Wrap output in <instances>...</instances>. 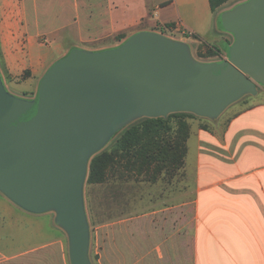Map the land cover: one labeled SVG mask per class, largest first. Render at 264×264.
Here are the masks:
<instances>
[{
	"label": "water",
	"instance_id": "water-1",
	"mask_svg": "<svg viewBox=\"0 0 264 264\" xmlns=\"http://www.w3.org/2000/svg\"><path fill=\"white\" fill-rule=\"evenodd\" d=\"M219 21L234 35L219 62H198L185 42L142 30L115 47L71 48L33 99L10 93L0 72V191L31 212L56 213L71 264H92L83 184L90 158L119 128L171 112L216 117L264 85V0Z\"/></svg>",
	"mask_w": 264,
	"mask_h": 264
},
{
	"label": "crops",
	"instance_id": "crops-1",
	"mask_svg": "<svg viewBox=\"0 0 264 264\" xmlns=\"http://www.w3.org/2000/svg\"><path fill=\"white\" fill-rule=\"evenodd\" d=\"M93 5L87 0V10ZM102 16L106 31L129 36L172 22L188 37L213 42L208 45L223 58L234 41L209 0H104ZM141 22L146 27L138 28ZM30 23L25 0H0V72L13 79L29 69L36 91L51 57L43 55L46 48ZM186 146L183 171L193 173V198L183 194L181 203L143 214L149 222L136 225L133 238L121 233L118 254L102 261L264 264V101L238 109L220 132L191 130ZM53 212H31L0 191V264H31V256L41 252L46 257L54 252V264H63V229ZM117 227L120 232L124 225Z\"/></svg>",
	"mask_w": 264,
	"mask_h": 264
},
{
	"label": "rangeland",
	"instance_id": "rangeland-1",
	"mask_svg": "<svg viewBox=\"0 0 264 264\" xmlns=\"http://www.w3.org/2000/svg\"><path fill=\"white\" fill-rule=\"evenodd\" d=\"M248 1L250 0H229L214 13L219 18L221 14L234 10ZM25 2L31 16V27L38 33L37 40L46 48L45 53L47 54L43 55L51 57L46 65L47 68L67 54L72 46L89 51L101 50L120 45L130 34L128 31L115 34L104 29L102 16L104 0H94L95 5L89 10H87V0H25ZM77 4H79L78 7ZM77 8L80 9L79 21H74L73 18H77L78 14ZM167 24H171L172 28L170 29L166 24L154 25L150 28L153 29V32L167 38L182 42L186 40L185 43L188 45L192 57L198 62H219L225 59L215 51V47L208 45H212L213 42L207 41L208 44L200 42L182 34L177 28L175 29L174 23ZM141 27H146L143 22L138 25V28ZM220 27L226 30L221 23ZM231 34L234 38L233 33ZM123 36L124 38L120 39ZM213 51L215 54L211 55L210 53ZM40 54L42 55V51ZM0 66L2 67V63ZM29 74V69L23 75L13 79H9L4 74L6 75L4 81L7 82L13 93L21 95L19 97L33 99L37 92V90H33L36 79H27ZM259 101H264V85L257 86L255 95L245 93L227 105L216 117H206L191 112L194 117L186 118L189 124V135L190 131L197 127L220 132L230 116L238 109ZM173 126L175 127V123ZM167 170V168L163 169L158 179L151 182L147 181L143 175H136L121 166L114 165L109 168L102 183L89 184L85 179L83 199L89 224V258L92 264H108L102 260L105 257H114L118 254L120 234L122 233L127 238H133L136 225L140 228L142 224L149 222L141 217L143 214H150L152 210L181 203L184 201L183 194H188L190 199L193 198V173H184L183 167L174 172L165 173ZM188 182H190V188L185 187V191H183V183ZM164 217L168 218L167 215ZM179 217L181 218V216ZM117 224L124 225L120 232ZM62 246L63 264H71L68 234L64 229ZM54 256V252L49 257L44 256L43 252L34 254L31 256V264H44V259H46L45 264H54Z\"/></svg>",
	"mask_w": 264,
	"mask_h": 264
},
{
	"label": "trees",
	"instance_id": "trees-1",
	"mask_svg": "<svg viewBox=\"0 0 264 264\" xmlns=\"http://www.w3.org/2000/svg\"><path fill=\"white\" fill-rule=\"evenodd\" d=\"M227 1L229 0H209L211 11L215 12ZM166 25L172 28L171 24ZM123 38L124 36L120 37ZM215 51L218 53V50ZM193 115L191 112L180 111L166 116H143L129 121L113 134L103 149L90 158L87 183H102L107 171L114 165L136 175H143L151 182L158 179L163 169H168L165 173L179 170L184 165L189 137L186 118L194 117Z\"/></svg>",
	"mask_w": 264,
	"mask_h": 264
}]
</instances>
